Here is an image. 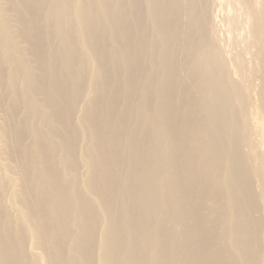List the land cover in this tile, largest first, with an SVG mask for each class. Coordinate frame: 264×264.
<instances>
[{"label": "bare ground", "instance_id": "obj_1", "mask_svg": "<svg viewBox=\"0 0 264 264\" xmlns=\"http://www.w3.org/2000/svg\"><path fill=\"white\" fill-rule=\"evenodd\" d=\"M51 1L17 0L35 61L0 17V85L15 96L10 112L26 109L10 135L29 158L22 208L0 203V264H263L262 178L245 151L246 64L231 54L238 69L228 68L211 0H54L55 19ZM239 1L245 23L229 25L234 38L251 36L264 114V1ZM77 39L98 69L74 129ZM32 118L43 126L33 157L23 150Z\"/></svg>", "mask_w": 264, "mask_h": 264}, {"label": "rangeland", "instance_id": "obj_2", "mask_svg": "<svg viewBox=\"0 0 264 264\" xmlns=\"http://www.w3.org/2000/svg\"><path fill=\"white\" fill-rule=\"evenodd\" d=\"M218 1H221V4ZM263 1L264 0H261L260 2L262 3ZM73 4H74V1L71 4V8H72ZM209 4H210L209 5V10H210V12H209L210 17L209 18L212 20V25L219 27V29H220V26L222 27V25H223V27H222L223 30L221 28L220 29L221 31L217 32V34H215V41H216L217 46H219V48L225 54L226 59L228 60V63H226L227 66H229L228 68L229 69L231 68L230 69L231 72H232V69L236 72L238 69V67L233 66L236 64V62L231 63V62H233L232 55L235 57L236 56L244 57V61L246 64V67L240 70L243 78L245 79L244 80L245 81L244 87L248 92V94L246 95L247 112H248V132L246 134L247 138H246L245 151H246V154H248L251 157V159H250L251 167H253L255 173L262 178L260 180V182L257 183V193L259 194V198H260V195H262V198H263L262 199V203H263L262 208L264 210V114L261 112V110L259 108V101H258L259 100V91H260V89H259L260 88V82H259L260 80L258 78H260V73L256 72V70L253 71V69H250L251 67H253V65L258 63V61L256 59V49L254 47H251V45H250V43H251L250 37L251 36L248 33V31L244 30L243 31L244 33L242 32L243 35L240 34L237 37L235 36V38H236L235 39L234 38L235 34H233L234 30H233L232 24L229 25L230 21H232L233 19H235L237 22L245 23L244 17L246 16V9H245L244 5H242V3L239 0H217V1L211 0ZM213 7H215V8H213ZM55 8H56V2L54 0H52L50 9H49V5L47 7V10H49L48 11L49 15L52 19H55L56 14L58 13V12H56ZM17 11H18L17 0H0V13H1L0 17H1L2 21L4 22V25L8 28V31L10 33L11 38L15 39L21 47L26 48L25 53H26L27 58L30 61H35V58H34L32 52L30 50V46L27 42L28 39H27L26 27L19 21ZM215 18H216V20H215ZM220 18H222V19H220ZM69 20H70V22H71V20L74 21V17L72 16L71 12H69ZM213 21H215L217 23L222 22V25L217 24ZM67 22H68V17H67ZM229 29L230 30L232 29L231 33H230ZM221 33H222V35H221ZM226 36L228 39H226ZM221 37H222V40H220ZM240 37L241 38L243 37V42H242V39ZM246 37L249 39H247ZM76 43H77V47H78V60H77V62L80 61L78 68L81 69V71H82L81 75H82L83 79L81 78L82 81L80 83V88L76 93L75 111H74V117H72L73 118L72 125H73L74 129H79L80 122L82 119H84L85 110L87 109L91 99L94 96V93L92 92L93 82H94L93 75H94L95 71L98 69V62L94 59V56L90 53L89 47L87 46L86 43L84 44V42H82L78 39L76 40ZM235 43L237 44V46ZM238 43L240 45L244 43L245 45L243 44V46L240 47ZM52 45L55 46V48L56 47L58 48L60 46V41H59V38L57 36H53ZM105 45H108V42H106ZM248 45H249V47H248ZM243 47L247 51L244 50ZM249 50H251V51H249ZM226 52H228V53H226ZM249 52H251L252 54ZM110 53H112V51H110ZM247 55L250 57H248ZM250 58H251V60H250ZM246 62L248 63V65ZM62 67H63V64H61V68ZM243 73H244V75H243ZM258 73H259V76H258ZM6 79H7V77H6ZM9 79L6 80L7 84H9L8 82H10ZM240 80L238 78V81H240ZM11 83H12V81H11ZM71 84H72V81L69 82L68 86H70ZM1 85H0V98H1L0 99V203L3 204L5 209H6V207L8 209H12V207H14L17 210H20L22 208V204H23L22 198L24 195V193H23L24 191L21 190L22 188L20 186V184H21V180L19 179L20 178V172H21V169L23 167H25L27 160L29 158H23L22 152L21 153L18 152V148L13 141L14 139H12V136H11L12 134L10 135V133H12V130H14V128L16 127L18 122L21 120V118H23L24 114L26 113V109L24 108V106H19L17 109V112H15L14 114L12 112H10L9 111L10 109H7V108L12 104V101L15 98V96H14V94L12 95L11 92H9L8 85H7V88L5 85L3 86V84H1ZM23 87H24L23 84H21V86L18 84L19 89H22ZM8 93H11V94H8ZM6 94H8V95H6ZM8 96H10L11 99H8L9 98ZM39 98L41 99V97L39 95H37L36 100H38ZM9 100H11V101H9ZM9 102H10V105H9ZM7 110L9 111V113ZM14 111H15V109H14ZM10 113L12 114L11 116H10ZM13 116H15V117H13ZM16 122H17V124H16ZM10 123H11V125H10ZM41 125L42 124L39 121H37L35 118H32L30 121V131L25 136L26 137L25 140L26 139H27L26 141L29 140L28 141L29 143L24 141L25 145L23 146V150L24 151L27 150L26 148L29 145L30 149L28 150L27 154L31 155L32 157L36 156L37 139H36L35 134L37 133V131H39L41 129L40 127H43ZM86 141H87L86 138H84L83 143L78 142V145L79 146L81 145L80 149L82 147H86ZM33 146H35V154L34 155L32 154ZM82 150H83V148L81 149V151ZM20 151H21V149H20ZM79 159H81V160H79ZM77 161H78V166H77L78 178L79 179L84 178V180H86L88 178L89 173H90V169L87 166L86 162L82 160L81 156H79ZM29 198H30V196H29ZM260 201H261V199H260ZM8 209H6V211ZM262 213H263L262 216H261V212H259L257 214V216L258 217L261 216L264 219V212H262ZM11 218H13L12 219L13 221H17L18 216L14 217L13 215H11ZM263 241H264V236H263ZM263 264H264V242H263Z\"/></svg>", "mask_w": 264, "mask_h": 264}]
</instances>
